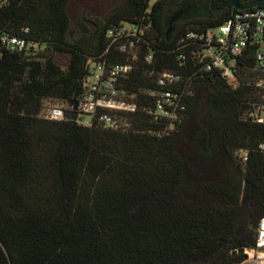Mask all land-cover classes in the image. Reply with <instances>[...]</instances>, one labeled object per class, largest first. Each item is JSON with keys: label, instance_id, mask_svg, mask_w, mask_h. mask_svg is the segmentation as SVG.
<instances>
[{"label": "trees", "instance_id": "16d2710c", "mask_svg": "<svg viewBox=\"0 0 264 264\" xmlns=\"http://www.w3.org/2000/svg\"><path fill=\"white\" fill-rule=\"evenodd\" d=\"M69 2L0 6V35L30 43L0 51V264H243L264 217V34L229 77L199 37L238 13L230 0H123L75 25ZM124 25L141 31L118 37ZM98 65L126 68L115 84L131 109H75ZM202 90L198 161L230 166L232 185L179 149ZM51 103L63 119L45 118Z\"/></svg>", "mask_w": 264, "mask_h": 264}, {"label": "built area", "instance_id": "2783aa9c", "mask_svg": "<svg viewBox=\"0 0 264 264\" xmlns=\"http://www.w3.org/2000/svg\"><path fill=\"white\" fill-rule=\"evenodd\" d=\"M4 3L5 0H0V6ZM251 10L252 11L239 10L238 13L234 14L232 18L223 25L214 30L207 31L199 37L200 40L204 41V58L209 60L212 67L224 70L226 76H232L231 67L233 63L230 60V56L241 55L249 39L259 40L264 34V6L256 7ZM140 31L139 27L124 25L117 31V36L134 38ZM196 37L198 36L191 33L190 38L196 39ZM29 46L30 43L18 37L6 34L0 35V51L17 52L26 50ZM257 59L259 61L263 59L261 53H258ZM125 70V67L119 65L110 69L98 65L87 82L88 92L78 102L77 110L82 113H92L96 108L115 110L131 109L130 106H126L120 100V94L115 84L118 76ZM105 73H107V76L103 77ZM177 80L178 77L175 76L161 75L159 83L164 85L166 83H174ZM117 100L120 102V108L113 107L117 106L115 102ZM157 107L159 112L163 111L161 102H158ZM45 118L51 120L63 119V108L60 106L51 107L47 110ZM100 118L106 127H114L111 116L104 114ZM256 119L259 123H264L262 114H259ZM81 122L83 125L89 126L88 118H83ZM245 255L246 259L243 264H264V217L258 224L256 248L247 250Z\"/></svg>", "mask_w": 264, "mask_h": 264}, {"label": "rangeland", "instance_id": "374dc122", "mask_svg": "<svg viewBox=\"0 0 264 264\" xmlns=\"http://www.w3.org/2000/svg\"><path fill=\"white\" fill-rule=\"evenodd\" d=\"M123 4V0H70L68 4V13L71 18V21L75 25L79 18L88 17L91 20H103L108 16L112 11L115 10L118 6ZM75 28V27H74ZM57 62L61 66H65L67 63V56L57 55ZM117 106L114 108H120L119 100L115 101ZM58 105L57 103H51L48 105L54 106ZM207 99L205 91H200L197 94L195 104L192 110V114L189 118L188 127L181 134L180 140L178 142L179 149L185 155L186 160L189 162L195 163L196 166H199L197 175L204 179H213L216 181L223 182L227 184H233L239 180L237 173L230 168V166L220 165L217 166L214 162L204 163L198 161L199 154L196 147L197 134L199 133L198 125L202 124L199 120L201 115L208 109ZM60 106V105H59ZM64 109L67 108V105H61ZM264 117V113H262ZM198 155V157H197ZM196 157V159H195Z\"/></svg>", "mask_w": 264, "mask_h": 264}, {"label": "water", "instance_id": "95a60500", "mask_svg": "<svg viewBox=\"0 0 264 264\" xmlns=\"http://www.w3.org/2000/svg\"><path fill=\"white\" fill-rule=\"evenodd\" d=\"M232 6L237 9V10H247V9H251V8H255V7H260V6H264V0H258L255 1L253 3L247 4V5H239V0H230ZM77 108V104L75 109Z\"/></svg>", "mask_w": 264, "mask_h": 264}, {"label": "flooded vegetation", "instance_id": "af4514ba", "mask_svg": "<svg viewBox=\"0 0 264 264\" xmlns=\"http://www.w3.org/2000/svg\"><path fill=\"white\" fill-rule=\"evenodd\" d=\"M256 0H239V5L243 6V5H247V4H250V3H253L255 2ZM256 8V7H255ZM253 9V8H251ZM175 19L172 20V22L170 24L173 23Z\"/></svg>", "mask_w": 264, "mask_h": 264}]
</instances>
